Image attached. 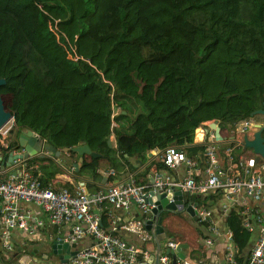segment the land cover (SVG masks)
I'll use <instances>...</instances> for the list:
<instances>
[{"label": "trees", "instance_id": "trees-1", "mask_svg": "<svg viewBox=\"0 0 264 264\" xmlns=\"http://www.w3.org/2000/svg\"><path fill=\"white\" fill-rule=\"evenodd\" d=\"M49 22L84 60L66 58ZM0 78L15 139L25 129L57 149L85 142L114 169L172 144L201 159L193 133L203 121L232 130L264 108V0H0ZM36 160L44 184L60 171ZM96 161L78 173L98 175ZM241 222L233 210L225 219L240 248L250 238Z\"/></svg>", "mask_w": 264, "mask_h": 264}, {"label": "built area", "instance_id": "built-area-1", "mask_svg": "<svg viewBox=\"0 0 264 264\" xmlns=\"http://www.w3.org/2000/svg\"><path fill=\"white\" fill-rule=\"evenodd\" d=\"M49 30L53 38L66 51V58L72 61L84 60L75 52V48L67 41L60 39V31L55 24L49 22ZM117 113L114 108L113 115ZM214 120L203 121L194 129L193 144L204 145L202 158L195 159L186 156L179 145H169L161 151L159 160L164 164L162 170L157 169L153 174L152 185H140L133 175L124 180L109 182L95 193H87L83 187H77L72 192L61 186L53 187L49 181L44 184L37 171L38 163L29 162L32 158H16L6 165L10 153H23L24 148L12 145L11 119L0 128V243L5 250L13 249L12 233L19 230L25 241L40 240L43 227L62 228L69 225L68 233L56 239H63L71 245L78 244L85 238L90 244L77 249L75 256L70 258V264H142L150 254L145 249L120 237L119 231L134 233L142 244L152 239L149 231L139 220H123L114 211H128L137 206L142 218L151 219L154 204L146 201V193H173L182 192L183 196L192 194H205L208 190H221L224 192L220 208L226 211L231 204H241L242 225L248 232L258 227V237L246 257L239 261L233 250H229L223 263L213 264H264V157L258 154H236L234 144H242L245 134H252L256 130V120L251 118L237 124L232 130L220 128L223 140H217L215 131L210 127ZM114 123H112V126ZM219 125V123H218ZM36 137H39L34 133ZM229 135L231 138L229 139ZM114 136L113 134L109 135ZM14 142V141H13ZM15 143V142H14ZM17 144V143H15ZM220 156H223L227 166L222 165ZM256 156H259L257 160ZM184 167V174L179 172ZM73 169V167H72ZM71 169V171H72ZM16 172L13 174V172ZM114 170L109 171L113 176ZM253 201L252 206L247 199ZM172 198L169 199L171 201ZM24 203L38 205L46 220L35 215L33 211L22 206ZM192 204V203H190ZM106 205L114 211L106 210ZM197 220L206 225L211 224L210 230L217 233L212 225V206H194ZM106 217L107 226H102V217ZM60 233V232H58ZM232 234L228 232V238ZM51 237V240H56ZM205 244H211L210 237L204 239ZM174 241L165 244L166 247L175 248ZM64 264V263H63ZM160 264H171L169 255H160ZM176 264H178L176 262ZM195 264H206L204 258L196 260ZM211 264V263H209Z\"/></svg>", "mask_w": 264, "mask_h": 264}, {"label": "crops", "instance_id": "crops-1", "mask_svg": "<svg viewBox=\"0 0 264 264\" xmlns=\"http://www.w3.org/2000/svg\"><path fill=\"white\" fill-rule=\"evenodd\" d=\"M225 130V129H223ZM231 136L229 135V139ZM11 142L12 145H16V139L13 134H11ZM232 139V138H231ZM15 143H14V142ZM110 142L111 146L115 147V139L114 136H110ZM235 148L239 147L241 152L238 154H251L252 152L249 149H242V144H234ZM152 156L148 158L143 165L135 164L133 159L132 165L134 166V170H131L129 165L123 164L122 166H119L118 168L114 169V167L111 165V162L108 161L107 168H102L99 165V160L103 159L102 157L98 158L96 163L98 164L97 172L98 175H94L93 173H76L73 167V163L77 162L78 156L72 152H63L58 157H54L52 154H49L45 157L51 158L56 161V164L59 166L60 171L58 173H55L54 177L50 180L53 183L54 188H58L61 186H64L74 192L77 187H83L84 190L89 193H95L101 188H103L107 183L109 182H116L121 181L129 177L130 175H133L136 178V181L140 185L147 186L151 182V177L153 176L154 172L159 169L156 164H153L152 161H157L160 158L161 151L152 150ZM237 154V153H236ZM147 157L149 155L147 154ZM44 158V157H42ZM220 162L222 165L227 166L226 160H224L223 156H220ZM92 158L90 156H84L83 161H90ZM36 162L40 163V161L36 160ZM48 161L44 160L43 163H47ZM152 162V165H150L149 170L147 172L144 171L145 167ZM73 167V169H72ZM72 169V171H71ZM113 169L115 174L113 176L108 175L106 181L104 184H102V178L104 177L102 173H108L109 171ZM161 168L160 170H162ZM79 170V169H78ZM79 172V171H78ZM179 172L181 175L184 174V167L179 168ZM68 186H65V185ZM212 190L206 191L207 194L214 193ZM223 195L224 192L222 191L221 197L218 198L217 203H206V205L212 206V218L211 223L217 228V233H213L210 230L211 224H208L209 222H206V225L200 223L198 220L195 221V227L196 231L191 230V236H182V239L179 240V238H174L173 235H170L172 238H174V242L177 244H185L184 247L181 249V253L183 255V258H176V262L178 264H195L196 260L199 258H204L206 260V264H213V263H223L224 259L228 253L229 250H233L236 256V259L239 261H242L246 255L250 252L251 248L255 244V241L258 237V227L255 228L253 232H250V238L247 242L246 246L239 247L234 239H233V232L231 229H229L226 226L225 219L229 215L230 211H234L235 213L240 216L241 211L244 208L241 204H231L230 207L224 211L220 208V203L223 201ZM185 198V197H184ZM249 204L252 206L253 201L249 198L247 199ZM192 203V202H191ZM22 206L27 207L33 211V213L44 220H46V216L43 214L41 208L34 204V203H24L22 202ZM106 210L114 211L111 206L106 205ZM118 214V216L122 217L123 220H129L133 221L136 220V213H139V209L137 206H133L128 211H122V210H116L114 211ZM140 214V213H139ZM189 219L194 222L193 218L188 215ZM199 224V225H198ZM242 225V222H241ZM165 226L167 227V232L171 231V223L169 219L166 218L165 220ZM243 227V225H242ZM244 228V227H243ZM41 231V237L40 240L35 241L33 243L25 241L24 237L21 235V232L19 230H14L12 233V242H13V249L12 250H5L1 243H0V264H15L16 261H14L13 255L15 253L20 255H36L35 252L38 251L42 252L44 251L47 246L52 242L51 237H54L56 239L57 234L58 236H65L69 231V225H63L61 229L57 227H43L40 229ZM60 232V233H58ZM228 232L232 234L231 239L228 238ZM120 237L127 240L128 242H131L138 246L139 248L145 249V244H142L139 239L136 237L134 233L121 230L118 232ZM210 237L212 239L211 244H205L204 239ZM90 244V239L85 238L81 240L78 244L72 245V250L80 249L84 246H87ZM50 252V251H49ZM27 257V256H26ZM27 257V258H28ZM170 261L171 256L169 255ZM70 264V263H69Z\"/></svg>", "mask_w": 264, "mask_h": 264}, {"label": "water", "instance_id": "water-1", "mask_svg": "<svg viewBox=\"0 0 264 264\" xmlns=\"http://www.w3.org/2000/svg\"><path fill=\"white\" fill-rule=\"evenodd\" d=\"M5 78H0V86L5 84ZM264 107V103H263ZM260 114L264 116V108L258 109L253 112L252 115ZM13 120V115L10 110H8L5 106L3 97L0 96V128L3 127L10 120ZM210 127L215 131V137L217 140H223L220 135V127L218 125V121L214 120L210 124ZM256 130L253 131L252 134H245L242 140V149H249L252 153L258 154L259 156L264 157V137L262 132L264 131V124L256 123ZM16 145L24 148L23 153L13 154L10 153L7 157L6 165H8L12 159L16 158H32V157H45L49 154L54 157H58L63 152H73L78 156L77 162L73 163V167L76 173H78V169L82 164L84 156H90L93 159H98L101 157L100 153L91 151L88 145L85 142H80V144L74 148L64 147L61 149H57L53 145L48 142H45L43 139L36 137L32 130H21L17 139ZM107 144L111 147L110 139H107ZM149 157L153 154L152 152L148 153ZM259 156H256L257 160H259ZM135 164H142L140 159L134 160ZM16 172L14 171L13 174ZM104 176L102 178V184L105 183L108 173H102ZM153 177H151V182L149 185H152ZM172 198L171 201L169 199ZM146 201L148 203H152L155 205L152 208L153 215L151 219L142 218V216L137 212L136 217L137 220L141 221L146 230L149 231V237L152 239L151 241L146 242L145 244V254H150L147 260L143 261L142 264H160V255L163 253L171 256V264H176V258H183L181 253L182 247L185 244H177L175 248L166 247L165 244L169 241H173L169 232H167V227L165 226L166 217L164 215L165 212H185V214L193 218L194 221H197L196 210L194 206H196V202H192V204L185 205L184 196L181 191L175 190L173 193H157L154 194L152 191H148L146 193ZM50 251V252H49ZM36 255H20L15 253L13 255L15 264H69L70 258L75 256L77 250H72V245L68 242H64L63 239L53 240L47 248L37 253ZM28 258H27V257Z\"/></svg>", "mask_w": 264, "mask_h": 264}, {"label": "rangeland", "instance_id": "rangeland-1", "mask_svg": "<svg viewBox=\"0 0 264 264\" xmlns=\"http://www.w3.org/2000/svg\"><path fill=\"white\" fill-rule=\"evenodd\" d=\"M2 97L4 100L5 106L7 107V104H8L9 99H10V95L9 94H3ZM251 120H256V123L264 124V116H262L260 114L254 115V117H251ZM234 151L237 154L241 152L239 147L235 148ZM148 158H150V157H148ZM99 165L102 168H107L108 161L106 160V158L99 160ZM82 173H89V171H84ZM164 215L167 219H169V221L172 225L171 226L172 232H169V233L172 234L175 239L179 238V240H180V239H182V236H191L192 235L191 230L196 231V227L194 224L197 222H195V221L192 222L189 219V217L185 214V212H176V211L173 212V211H171V212H165ZM190 228H191V230H190Z\"/></svg>", "mask_w": 264, "mask_h": 264}, {"label": "flooded vegetation", "instance_id": "flooded-vegetation-1", "mask_svg": "<svg viewBox=\"0 0 264 264\" xmlns=\"http://www.w3.org/2000/svg\"><path fill=\"white\" fill-rule=\"evenodd\" d=\"M262 135H263V137H264V131L262 132Z\"/></svg>", "mask_w": 264, "mask_h": 264}]
</instances>
